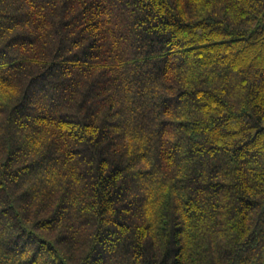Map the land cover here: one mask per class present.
<instances>
[{
	"label": "trees",
	"instance_id": "trees-1",
	"mask_svg": "<svg viewBox=\"0 0 264 264\" xmlns=\"http://www.w3.org/2000/svg\"><path fill=\"white\" fill-rule=\"evenodd\" d=\"M0 264H264V0H0Z\"/></svg>",
	"mask_w": 264,
	"mask_h": 264
}]
</instances>
